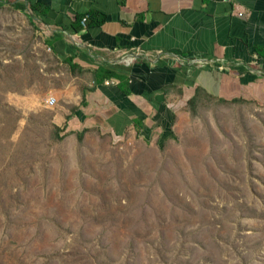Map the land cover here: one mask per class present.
<instances>
[{
  "label": "rangeland",
  "instance_id": "374dc122",
  "mask_svg": "<svg viewBox=\"0 0 264 264\" xmlns=\"http://www.w3.org/2000/svg\"><path fill=\"white\" fill-rule=\"evenodd\" d=\"M12 1L0 6V264H264V104L200 99L160 141L92 127L80 142L54 121L88 81Z\"/></svg>",
  "mask_w": 264,
  "mask_h": 264
},
{
  "label": "crops",
  "instance_id": "0c3cea01",
  "mask_svg": "<svg viewBox=\"0 0 264 264\" xmlns=\"http://www.w3.org/2000/svg\"><path fill=\"white\" fill-rule=\"evenodd\" d=\"M31 4L47 48L88 81L56 116L54 124L68 131L97 127L120 138L152 132L160 141L171 123L190 115L191 100L264 104V0ZM137 49L144 54L135 63L120 62ZM178 59L209 64L198 68ZM102 71L114 76L102 81Z\"/></svg>",
  "mask_w": 264,
  "mask_h": 264
},
{
  "label": "trees",
  "instance_id": "16d2710c",
  "mask_svg": "<svg viewBox=\"0 0 264 264\" xmlns=\"http://www.w3.org/2000/svg\"><path fill=\"white\" fill-rule=\"evenodd\" d=\"M7 2H4L3 0H0V6H3L4 4H6ZM28 4L30 5V8L32 10H35L36 9V6L35 5H32L31 4V0H16V1H12L11 5L12 7H14L15 9H18V10H21V11H25L27 8H29ZM31 20L33 21V17L31 16L30 17ZM87 18V17H86ZM87 20V19H86ZM72 69H74L76 67V64L74 65H71ZM102 74V81L105 79V78H110L112 76H114V74H111L109 72H104L102 71L101 72ZM107 75V76H105ZM236 103V102H245L243 100H233L231 101V103ZM190 107L192 106V110H193V106L195 104V101L194 100H191L187 103ZM77 109H74V111H76ZM56 131H57V136L60 140H64L66 137H68L70 134H67L66 136L62 137L61 136V133L62 132H65V130H62L60 127H57L56 126ZM66 130L68 129V127L65 128ZM87 129H85L84 131H82V133L78 134V137H79V141L82 142L84 136H85V132H86Z\"/></svg>",
  "mask_w": 264,
  "mask_h": 264
},
{
  "label": "built area",
  "instance_id": "2783aa9c",
  "mask_svg": "<svg viewBox=\"0 0 264 264\" xmlns=\"http://www.w3.org/2000/svg\"><path fill=\"white\" fill-rule=\"evenodd\" d=\"M86 16H84L83 18V24L85 25V21H86ZM144 54V51H142L141 49H137L136 52H133L129 55H126L125 57H122L120 59V62L124 65L130 66L133 63H135L139 58H141ZM179 60V59H178ZM181 64L183 65H189V66H196L198 68L206 66L208 63V61H203V60H195V59H189L188 61H181L179 60ZM58 105V100L56 97L54 96H49L46 100H45V106L48 108H56Z\"/></svg>",
  "mask_w": 264,
  "mask_h": 264
}]
</instances>
